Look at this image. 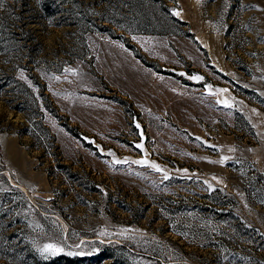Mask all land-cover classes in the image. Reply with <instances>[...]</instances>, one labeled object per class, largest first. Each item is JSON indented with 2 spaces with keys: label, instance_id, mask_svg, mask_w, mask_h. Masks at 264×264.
<instances>
[{
  "label": "rangeland",
  "instance_id": "1",
  "mask_svg": "<svg viewBox=\"0 0 264 264\" xmlns=\"http://www.w3.org/2000/svg\"><path fill=\"white\" fill-rule=\"evenodd\" d=\"M0 264H264V0H0Z\"/></svg>",
  "mask_w": 264,
  "mask_h": 264
},
{
  "label": "snow or ice",
  "instance_id": "2",
  "mask_svg": "<svg viewBox=\"0 0 264 264\" xmlns=\"http://www.w3.org/2000/svg\"><path fill=\"white\" fill-rule=\"evenodd\" d=\"M138 147H140V145H138ZM136 163H147L146 161H136ZM153 167H158L156 165H152ZM44 252H47V253H52V254H55V253H58V252H61L63 251V249L61 248H57L55 245L53 244H47L45 245L44 249H43ZM71 254V253H70Z\"/></svg>",
  "mask_w": 264,
  "mask_h": 264
},
{
  "label": "trees",
  "instance_id": "3",
  "mask_svg": "<svg viewBox=\"0 0 264 264\" xmlns=\"http://www.w3.org/2000/svg\"><path fill=\"white\" fill-rule=\"evenodd\" d=\"M255 263H260L257 259L252 258Z\"/></svg>",
  "mask_w": 264,
  "mask_h": 264
}]
</instances>
